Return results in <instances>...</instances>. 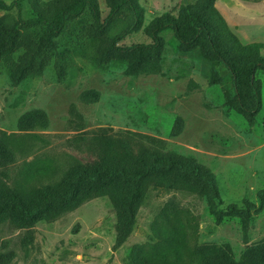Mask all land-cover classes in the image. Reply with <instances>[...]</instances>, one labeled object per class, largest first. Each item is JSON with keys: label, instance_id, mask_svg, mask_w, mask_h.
I'll list each match as a JSON object with an SVG mask.
<instances>
[{"label": "rangeland", "instance_id": "1", "mask_svg": "<svg viewBox=\"0 0 264 264\" xmlns=\"http://www.w3.org/2000/svg\"><path fill=\"white\" fill-rule=\"evenodd\" d=\"M98 1L105 18L106 0ZM196 1L141 0L145 24L166 12H191ZM215 5L243 43L264 42V0H215ZM29 12L24 0V16ZM163 35V56L140 70L73 54L64 73L52 62L39 76L17 82L0 61V138L9 136L16 145L15 161L0 166V189H46L76 167L131 151L194 160L215 175L225 205L257 202L264 189V70L256 74L262 108L250 121L228 106L222 84L211 82L210 61L196 51H179L171 32ZM151 42L141 29L120 44ZM217 68L230 86V73ZM35 112L45 123L22 130L21 116ZM46 164L51 165L47 173L27 179L28 169ZM171 199L196 226L191 243L223 245L237 260L248 247L264 243V209L247 221L219 218L197 191L169 192L148 184L122 244L119 210L108 195L99 194L50 219L0 224V264H128L132 246L150 240L152 221Z\"/></svg>", "mask_w": 264, "mask_h": 264}, {"label": "trees", "instance_id": "2", "mask_svg": "<svg viewBox=\"0 0 264 264\" xmlns=\"http://www.w3.org/2000/svg\"><path fill=\"white\" fill-rule=\"evenodd\" d=\"M28 3L30 14L26 17L24 0H0V61L17 82L39 76L52 62L60 74L64 73L73 54L102 65L120 61L133 69H143L163 56V32L168 31L179 51H196L212 63L211 82L222 84L229 107L250 121L262 108V81L256 74L264 70V42L243 43L215 0H197L191 12H166L147 24L141 0H106L109 12L105 18L98 0ZM141 29L151 43L120 44ZM219 65L230 73V86L223 83ZM44 123V117L35 112L21 116L19 127L29 130ZM15 158L14 142L9 136L0 138V166H8ZM50 168L46 164L28 169L27 179L33 180ZM148 184L169 192L197 191L219 218L239 216L247 221L264 209V189L258 191L257 202L246 199L241 204L225 205L215 175L196 161L156 153L136 156L126 151L122 155L109 154L96 166L76 167L60 183L46 189L3 187L0 224L50 219L95 195H108L120 213L122 244L133 229ZM195 228L189 212L171 199L152 221L150 240L132 246L128 264H264V243L248 247L237 260L223 245L191 243Z\"/></svg>", "mask_w": 264, "mask_h": 264}]
</instances>
